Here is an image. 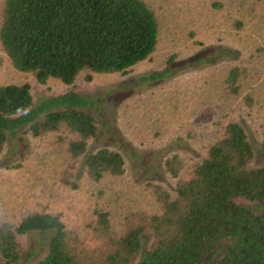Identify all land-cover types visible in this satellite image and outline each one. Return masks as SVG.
Wrapping results in <instances>:
<instances>
[{
	"label": "trees",
	"instance_id": "obj_1",
	"mask_svg": "<svg viewBox=\"0 0 264 264\" xmlns=\"http://www.w3.org/2000/svg\"><path fill=\"white\" fill-rule=\"evenodd\" d=\"M158 33L156 13L145 0H4L1 11L3 51L16 70L40 83L55 78L72 84L82 71L88 79L94 73L125 74L154 51ZM238 78L239 69L231 67L224 79L229 93L239 92ZM90 104L72 90L35 102L28 82L0 84V153L8 136L63 129L74 135L66 140L72 165L65 183L77 186L78 169L93 182L121 176L119 151H87L97 132ZM259 148L264 152V126ZM204 152L187 175L177 154L165 158L173 190L154 184L158 211L138 213L118 233L108 211L95 206L92 245L66 228L58 212L31 211L17 222L0 221V264L15 263L19 236L36 230L51 232L36 264H264V212L239 203L264 200V166L251 165L255 152L242 125L227 121Z\"/></svg>",
	"mask_w": 264,
	"mask_h": 264
},
{
	"label": "rangeland",
	"instance_id": "obj_2",
	"mask_svg": "<svg viewBox=\"0 0 264 264\" xmlns=\"http://www.w3.org/2000/svg\"><path fill=\"white\" fill-rule=\"evenodd\" d=\"M145 1L157 16L158 40L148 58L125 74L94 73L88 79L82 71L72 84L55 78L40 83L16 70L0 44V84L28 82L35 102L68 90L89 98L97 132L87 151L107 146L119 151L125 164L121 176L99 182L89 181L78 169L72 188L63 178L72 165L66 151L72 133L59 129L8 136L0 153V221L17 222L31 211L58 212L66 228L92 245L95 206L108 211L115 233L138 213L158 211L153 185L172 191L175 183L164 168L165 158L177 154L187 175L229 120L242 125L253 145L251 165L264 166L259 148L264 126V0ZM231 67L239 69L237 94L225 87ZM152 73L162 75L142 79ZM239 203L264 212V200ZM50 237V231L39 230L20 235L21 253L13 264H36Z\"/></svg>",
	"mask_w": 264,
	"mask_h": 264
}]
</instances>
